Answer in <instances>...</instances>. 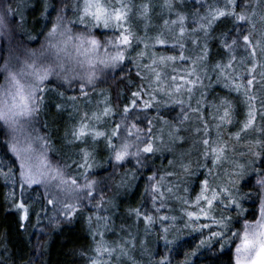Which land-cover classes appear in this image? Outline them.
<instances>
[{
  "label": "trees",
  "instance_id": "trees-1",
  "mask_svg": "<svg viewBox=\"0 0 264 264\" xmlns=\"http://www.w3.org/2000/svg\"><path fill=\"white\" fill-rule=\"evenodd\" d=\"M33 1L0 0L19 48L39 46L61 11L87 17V0H41L36 16ZM120 1L116 8L147 14L149 23L156 6L172 4ZM166 18L183 35L142 32L131 20L95 29L101 37L125 33L129 43L122 63L85 88V98L55 82L42 87L46 109L37 115L52 157L69 164L75 182H94L80 219L61 221L43 189L23 183L0 124V264H235L243 224L258 217L262 198L264 0H178ZM170 72L176 83L167 86ZM119 125L139 128V158L115 161ZM175 127L185 142L176 138L165 151L160 144ZM82 147L90 155L85 173ZM120 184L131 191L125 202H117ZM127 209L128 238L100 232L97 220L115 225Z\"/></svg>",
  "mask_w": 264,
  "mask_h": 264
},
{
  "label": "rangeland",
  "instance_id": "rangeland-1",
  "mask_svg": "<svg viewBox=\"0 0 264 264\" xmlns=\"http://www.w3.org/2000/svg\"><path fill=\"white\" fill-rule=\"evenodd\" d=\"M38 1L41 0H34L30 6L33 16L39 12ZM177 1L172 0L171 5L163 2L156 6V14L150 12L154 15V20L149 23L146 19L151 17L147 14L135 15L134 10L125 14L116 8L120 0L108 3L87 0L84 2L87 8L86 19L85 12H81L80 17L73 20L66 12L61 11L60 16L55 19L52 31L39 46L21 48L15 46L12 41L15 31L13 21L4 7L3 10L0 9V124L5 129L10 150L20 165L23 183L29 187L42 188L61 221L69 218L75 221L76 218L80 219L81 213H77L78 209L85 207V199L90 198L95 187L91 181L75 182L69 176V164L52 157V149L47 135L40 128L37 115L39 109L40 112L46 109L44 104L40 107L42 87L48 82H55L67 90H82L80 94H84L85 98V88L100 83L106 73L122 63L125 48L129 43V37L125 33L101 37L94 30L103 28L104 31H114L119 24L131 20L138 30L142 29V32H151L155 29L161 34L168 30L167 33L172 37L178 36V33L183 35L185 28L176 30L166 18L168 8H174ZM148 4L151 5V0ZM112 7L116 9L112 10ZM161 7L165 9V13ZM122 19L124 20L121 21ZM170 73L171 75L166 77L167 86L176 83L175 75L173 72ZM184 77L185 74L178 89L185 90L187 83ZM58 108L59 106L55 109L59 111ZM202 108H199V113ZM179 126L181 129V124ZM119 128L123 130L118 133L121 143H118L120 150L115 161L121 163L131 156L139 158L138 155L143 150V146L135 141L137 137L138 140L140 138L139 128L136 125L126 129L119 125ZM182 128L187 129L188 125L183 124ZM172 130L174 133L167 134L160 144L164 150L166 146L169 148L176 138L178 139L176 142L181 140L176 136L179 129L175 127ZM84 133L85 128L82 134ZM180 142L184 143L185 140L182 139ZM86 144L89 145L90 141L87 140ZM97 146L100 153L106 151L104 141L102 145L99 142ZM59 151L60 149L56 150L55 147L54 152L58 154ZM89 156V152L83 149L84 160L80 167L84 173L85 160L89 159ZM120 185L119 189L121 193L124 192V196L122 200L118 198L117 202H125V199L131 196V191L129 187ZM260 186L262 198L259 214L254 221L243 224L244 228L240 232L235 249V264H264V178L261 179ZM128 211L130 209L117 216L115 225L108 226L103 220H97L100 232L106 229V233L117 236L118 240L128 238L133 231L132 222H129L131 214ZM81 226L79 223L78 227ZM131 258L129 256L123 260Z\"/></svg>",
  "mask_w": 264,
  "mask_h": 264
}]
</instances>
